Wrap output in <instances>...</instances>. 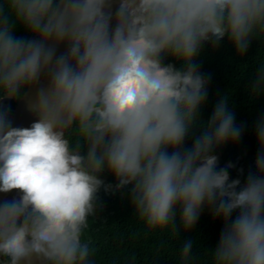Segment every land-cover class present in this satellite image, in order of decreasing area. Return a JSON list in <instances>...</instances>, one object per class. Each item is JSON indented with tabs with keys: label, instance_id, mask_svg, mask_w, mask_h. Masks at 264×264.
<instances>
[{
	"label": "clouds",
	"instance_id": "clouds-1",
	"mask_svg": "<svg viewBox=\"0 0 264 264\" xmlns=\"http://www.w3.org/2000/svg\"><path fill=\"white\" fill-rule=\"evenodd\" d=\"M254 42L264 0H0V264H96L84 234L111 197L180 238L178 264H201L204 214L221 224L207 264H264V112L247 170L220 163L244 132L228 96L202 116L204 58ZM245 90L264 96V61Z\"/></svg>",
	"mask_w": 264,
	"mask_h": 264
},
{
	"label": "trees",
	"instance_id": "trees-1",
	"mask_svg": "<svg viewBox=\"0 0 264 264\" xmlns=\"http://www.w3.org/2000/svg\"><path fill=\"white\" fill-rule=\"evenodd\" d=\"M17 35L23 33L17 32ZM261 61H264V47H258L255 42L245 57H233L230 49H224L203 60L202 69L211 73L212 78L209 101L202 116L206 119L218 95L225 93L235 112L236 122L244 125L240 143L226 146L220 152L221 165L229 160L245 170L253 165L256 142L252 125L264 112V96L252 100L245 88L250 74ZM15 106H12V111ZM236 174V169L230 170L231 176ZM220 228L219 221L213 223L204 214L194 231L188 234L197 242L201 264H207L208 248L216 243ZM84 238L96 250V264H178L181 239L173 237L168 231L145 234L143 223L126 202L116 197L106 198V209L99 217L89 219Z\"/></svg>",
	"mask_w": 264,
	"mask_h": 264
},
{
	"label": "water",
	"instance_id": "water-1",
	"mask_svg": "<svg viewBox=\"0 0 264 264\" xmlns=\"http://www.w3.org/2000/svg\"><path fill=\"white\" fill-rule=\"evenodd\" d=\"M32 117L25 110L23 102L16 104L12 111V122L13 126L28 127L31 123ZM15 192V190H13ZM12 193L0 194V199L11 198Z\"/></svg>",
	"mask_w": 264,
	"mask_h": 264
}]
</instances>
